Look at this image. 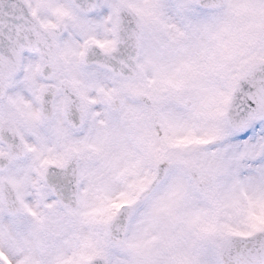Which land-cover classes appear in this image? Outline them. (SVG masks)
Instances as JSON below:
<instances>
[{"label": "snow or ice", "instance_id": "snow-or-ice-1", "mask_svg": "<svg viewBox=\"0 0 264 264\" xmlns=\"http://www.w3.org/2000/svg\"><path fill=\"white\" fill-rule=\"evenodd\" d=\"M0 264H264V0H0Z\"/></svg>", "mask_w": 264, "mask_h": 264}]
</instances>
